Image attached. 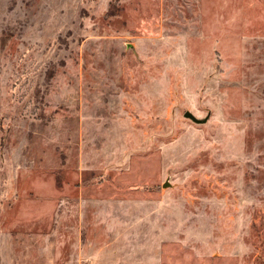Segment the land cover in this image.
<instances>
[{
	"label": "rangeland",
	"instance_id": "1",
	"mask_svg": "<svg viewBox=\"0 0 264 264\" xmlns=\"http://www.w3.org/2000/svg\"><path fill=\"white\" fill-rule=\"evenodd\" d=\"M0 264H264V0H0Z\"/></svg>",
	"mask_w": 264,
	"mask_h": 264
},
{
	"label": "water",
	"instance_id": "2",
	"mask_svg": "<svg viewBox=\"0 0 264 264\" xmlns=\"http://www.w3.org/2000/svg\"><path fill=\"white\" fill-rule=\"evenodd\" d=\"M185 117L191 119V120L194 121L195 123H201V122H203V121L198 120V119H197L192 113H190V112H186Z\"/></svg>",
	"mask_w": 264,
	"mask_h": 264
}]
</instances>
